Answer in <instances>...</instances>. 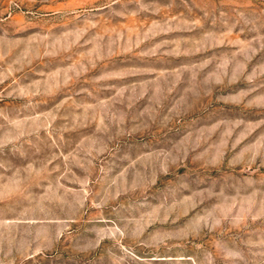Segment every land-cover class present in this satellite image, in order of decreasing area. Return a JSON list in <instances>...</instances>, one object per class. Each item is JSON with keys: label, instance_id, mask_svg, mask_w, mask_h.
I'll list each match as a JSON object with an SVG mask.
<instances>
[{"label": "rangeland", "instance_id": "rangeland-1", "mask_svg": "<svg viewBox=\"0 0 264 264\" xmlns=\"http://www.w3.org/2000/svg\"><path fill=\"white\" fill-rule=\"evenodd\" d=\"M0 264H264V0H0Z\"/></svg>", "mask_w": 264, "mask_h": 264}]
</instances>
